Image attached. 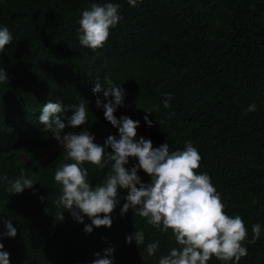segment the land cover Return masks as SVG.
<instances>
[{
    "label": "trees",
    "instance_id": "obj_1",
    "mask_svg": "<svg viewBox=\"0 0 264 264\" xmlns=\"http://www.w3.org/2000/svg\"><path fill=\"white\" fill-rule=\"evenodd\" d=\"M93 3L119 4L122 17L96 51L78 40L82 12ZM2 27L13 37L0 52V71L7 75L0 81V243L10 264H93L95 254L103 256L109 247L115 250L109 257L113 264H159L179 247L171 231L147 224L134 210L121 216L126 189H118L112 227L93 226L90 234L84 227L91 219L84 216L79 223L56 204L62 185L55 182V172L74 161L64 148L46 160L40 156L57 141L39 121L42 108L60 103L67 124L75 111L71 106L85 104L87 123L68 125L62 135L106 133L94 143L114 154L105 140L119 139L118 129L96 106L98 96L108 102L103 93H93L98 81L107 86L106 77L126 89L118 107L124 112L115 116L140 122L136 141L150 139L154 148L168 143L171 151L192 142L202 158L198 174L211 177L225 213L245 223L248 255L239 264H264V0H138L136 7L128 0H0ZM166 93L172 96L170 108L162 103ZM253 103L257 110L245 114ZM104 163L102 169L82 165L92 187L110 170L107 155ZM138 163L129 157L125 167ZM21 169L34 186L13 194L8 182ZM137 174L142 183H151L143 169ZM7 220L17 229L14 238L2 235ZM256 223L260 239L248 243ZM138 230L144 232V244L127 243ZM155 242L159 248L149 256L146 246ZM208 264L235 262L213 257Z\"/></svg>",
    "mask_w": 264,
    "mask_h": 264
},
{
    "label": "clouds",
    "instance_id": "obj_2",
    "mask_svg": "<svg viewBox=\"0 0 264 264\" xmlns=\"http://www.w3.org/2000/svg\"><path fill=\"white\" fill-rule=\"evenodd\" d=\"M128 3L133 7L138 6V0H128ZM119 7V4L114 3L103 6L93 3L90 10H84L79 20V43L93 51L102 48L109 38L110 28L122 18L118 13ZM12 39L7 27L0 28V52ZM5 79L6 71H0V81ZM105 80L107 86L98 81L93 93H103L108 102L104 103L98 96L96 106L103 107L106 120L118 129L119 139L109 135L105 140V145L110 146L114 154L106 153L105 147L94 143L95 137L88 132L62 135L68 125L77 128L87 123L88 110L85 104L71 106L75 107V111L67 118V124L60 116L65 111L60 103L49 102L42 108L40 123L46 126L45 131L52 133L67 156L74 161L64 164L55 172V182L62 185V194L56 200L58 208L69 211L79 223H84V216L91 219V224L84 227V231L90 234L93 226L112 227L111 213L119 203L118 189H126L127 202L121 209V216L132 209L135 215L145 218L147 224L164 233L171 231L179 245L178 248L170 249L169 254L159 260V264H208L213 257L239 264L241 258L248 255L244 246L247 240L245 223L239 215L230 217L225 213V205L211 177L207 173L198 174L202 159L198 150L191 141L186 142L183 150L175 151L170 150L168 143L154 148L150 139L140 137L136 141L140 122L128 116L118 119L114 114L124 103L126 89L116 85L110 78L106 77ZM164 95L163 106L170 108L171 93ZM256 110L253 103L245 109V114ZM144 120L149 127L153 126L147 115ZM159 123L162 125L164 122ZM105 155L111 162L110 170L102 183L92 187L87 182L88 171L82 165L90 162L102 169L105 167ZM129 157L138 158L139 162L130 170L125 167ZM139 169L151 176L150 184L142 183L137 174ZM8 183L7 190L13 194L23 193L26 188L32 189L34 186L33 180L27 178L23 169L18 178ZM63 213H58L61 221L64 219ZM4 224L7 230L2 235L14 238L17 229L11 220L4 221ZM252 233L253 238L248 243L255 244L261 236L259 223L252 225ZM133 239L138 245H143L144 232L136 231L126 237V242L131 244ZM158 248L159 242L148 243L145 250L152 256ZM3 249L4 244L0 243V264H10V254ZM114 251V248L109 247L104 250L103 256L97 252L93 264H113V259L109 257L113 256Z\"/></svg>",
    "mask_w": 264,
    "mask_h": 264
},
{
    "label": "rangeland",
    "instance_id": "obj_3",
    "mask_svg": "<svg viewBox=\"0 0 264 264\" xmlns=\"http://www.w3.org/2000/svg\"><path fill=\"white\" fill-rule=\"evenodd\" d=\"M124 109L123 108H117L114 114L118 113H123ZM106 136V133L100 132L94 135L95 139L94 140H102ZM63 148V146L58 142L55 141L52 145H50L48 148L44 149L43 151L40 152V156L46 160L50 156L56 154L58 151H60Z\"/></svg>",
    "mask_w": 264,
    "mask_h": 264
}]
</instances>
